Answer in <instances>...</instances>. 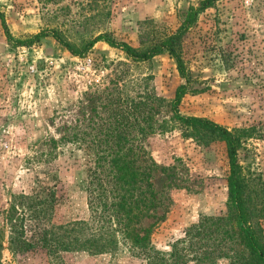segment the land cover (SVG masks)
I'll return each instance as SVG.
<instances>
[{
  "label": "rangeland",
  "instance_id": "obj_1",
  "mask_svg": "<svg viewBox=\"0 0 264 264\" xmlns=\"http://www.w3.org/2000/svg\"><path fill=\"white\" fill-rule=\"evenodd\" d=\"M200 1L0 0V10L14 38L54 29L73 48L99 33L138 47L139 31L145 28L154 36L174 31L180 13ZM180 53L194 93L183 96L179 111L209 118L240 134L239 161L251 188L250 199L260 208L249 224L264 239V0H217L184 34ZM181 83L176 62L166 52L135 63L122 50L98 41L73 55L50 35L29 46H14L0 23V264H49L40 250L13 249L10 205L17 195L31 191L38 175L42 177L45 165L35 162L33 155L46 149L43 142L75 132L92 134V125L106 112L102 106L113 99L126 107L153 94L158 98L152 132H141L137 126L129 130L143 137V146L155 162L152 183L167 207L165 219L151 235L155 248L169 252L202 217H227L226 143L215 140L202 146L182 135L169 105ZM87 153L85 144L68 142L52 160L57 177L51 219L55 224L88 216L87 195L80 184ZM230 215L232 234L227 245L220 230L208 242L202 236L205 245L226 246L223 251L228 253L205 264H258L248 255L242 236L235 234L236 219ZM236 252L247 261L237 258ZM64 264L146 261L120 245L106 254H68Z\"/></svg>",
  "mask_w": 264,
  "mask_h": 264
},
{
  "label": "trees",
  "instance_id": "obj_2",
  "mask_svg": "<svg viewBox=\"0 0 264 264\" xmlns=\"http://www.w3.org/2000/svg\"><path fill=\"white\" fill-rule=\"evenodd\" d=\"M216 1L201 0L197 6H189L180 13V24L174 31L154 36L144 28L139 31L138 47L117 41L107 33H99L84 41L81 47L73 48L54 29H42L23 39L14 38L5 13L0 10L3 32L14 46H29L50 35L73 55H80L98 41L122 50L135 63H146L156 55L168 53L184 79L169 102L171 119L180 126L184 137L192 138L199 145L224 141L230 165L227 217H202L172 244L169 252L159 251L152 244L151 235L165 219V198L158 196L152 183L155 162L143 146V137L129 132L135 126L141 132H152L157 123L154 116L158 98L153 94L148 100L144 97L126 107L113 99L102 106L106 112L92 125L95 130L92 134L83 131L49 138L43 142L46 149L33 155L35 162L45 166L41 171L42 177L37 176L31 191L20 193L10 205L9 217L14 221L10 226L13 249L18 252L40 250L49 264H64L68 254L93 256L115 252L120 245L127 246L134 255L144 258L146 264H185L188 260L211 263L228 252L223 251L226 246L205 245L202 236L208 242L213 239L216 230H220L224 236L223 244L227 245L232 234L228 223L232 219L231 212L238 229L235 234L244 239L248 255H252L258 264H264V239L249 224L253 212L260 208L256 201L253 203L250 199L251 188L239 161L240 134L209 118L182 114L178 108L185 94L194 93L190 86L192 78L180 53L182 37L195 25L199 14ZM143 23L146 24L145 21ZM143 123L147 124L145 128H141ZM68 142L85 144L88 151L80 184L87 195L89 213L86 218L55 224L51 219L57 202V177L52 173L51 163ZM239 252L235 253L236 257L247 261Z\"/></svg>",
  "mask_w": 264,
  "mask_h": 264
}]
</instances>
